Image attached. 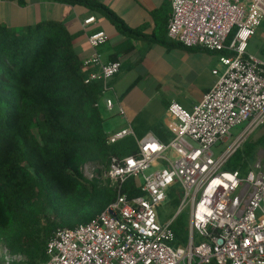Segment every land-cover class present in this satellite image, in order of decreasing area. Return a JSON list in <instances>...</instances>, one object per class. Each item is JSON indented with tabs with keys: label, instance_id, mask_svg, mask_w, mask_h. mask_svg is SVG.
<instances>
[{
	"label": "built area",
	"instance_id": "built-area-1",
	"mask_svg": "<svg viewBox=\"0 0 264 264\" xmlns=\"http://www.w3.org/2000/svg\"><path fill=\"white\" fill-rule=\"evenodd\" d=\"M169 2L168 37L184 47L220 53V68L212 70L216 80L191 110L169 103L167 142L148 133L135 139V153L109 159L104 178L116 189L115 199L89 221L57 228L40 264H264V167L256 161L245 175L225 169L247 136L264 125V56L247 50L264 19V0ZM93 21L91 16L84 23ZM107 40L104 31L88 35L93 52L82 67L83 82L101 83L104 106L111 111L113 101L106 94L121 63L102 59L98 48ZM242 123L244 128L214 158L212 146L227 140L229 131ZM127 136L134 137L130 125L108 135L107 142ZM156 161L161 166L153 168ZM129 177L138 178L141 195L127 197L121 191ZM173 185L180 188L175 214L189 207L184 244L175 242L170 227L174 217L161 223L156 212ZM23 260L1 247L0 264Z\"/></svg>",
	"mask_w": 264,
	"mask_h": 264
},
{
	"label": "trees",
	"instance_id": "trees-1",
	"mask_svg": "<svg viewBox=\"0 0 264 264\" xmlns=\"http://www.w3.org/2000/svg\"><path fill=\"white\" fill-rule=\"evenodd\" d=\"M57 1L84 4L123 32L131 31L96 0ZM85 73L62 24H38L22 34L0 26V249L6 246L25 255V264L46 260V242L57 228L87 222L115 199L116 189L85 179L82 166L91 161L108 164L112 156L137 150L133 136L107 142L99 106L101 83L85 84ZM169 137L165 133L162 141ZM247 156L245 152L239 157L235 151L225 169L245 175ZM121 191L127 197L141 195L138 178H127ZM179 198L180 188L171 186L165 202L172 216ZM74 201L79 214L73 224L62 226L51 218L52 212ZM180 214L170 227L175 242L184 244L188 221Z\"/></svg>",
	"mask_w": 264,
	"mask_h": 264
},
{
	"label": "crops",
	"instance_id": "crops-1",
	"mask_svg": "<svg viewBox=\"0 0 264 264\" xmlns=\"http://www.w3.org/2000/svg\"><path fill=\"white\" fill-rule=\"evenodd\" d=\"M96 1L109 8L131 31L123 32L107 16L84 4L57 0H0V26L22 34L38 24L60 23L72 36L80 60L93 52L88 35L104 31L108 40L98 52L104 61L115 59L121 63L106 94L113 101V109L108 111L101 102L99 105L110 117L108 135L130 125L135 139L149 133L164 142L165 133L171 137L169 103L175 101L191 110L214 84L212 70L220 68V53L184 47L168 37L169 0ZM91 16L94 21L85 24L84 20ZM263 22L264 19L247 44L248 52L258 57L264 56ZM259 30L263 32L261 40L250 46Z\"/></svg>",
	"mask_w": 264,
	"mask_h": 264
},
{
	"label": "rangeland",
	"instance_id": "rangeland-1",
	"mask_svg": "<svg viewBox=\"0 0 264 264\" xmlns=\"http://www.w3.org/2000/svg\"><path fill=\"white\" fill-rule=\"evenodd\" d=\"M262 25H264V22ZM262 33H263L262 30H259V34H258L259 36L253 37V40L250 41V46H252L256 40L257 41L261 40V37H262L261 34ZM232 34H233V32L229 35V38H228L229 40L231 39ZM217 59H218V57H217ZM102 103H104V101H101V105H102ZM101 112L105 117L103 128L107 132L111 129L110 117H107L104 114V112L102 111V108H101ZM244 126H245V123H242L240 125L233 127L229 131L230 136L227 140H225L223 142H219V143L215 144L214 146H212L211 151H212V155L214 158L219 156L221 154V152H223L226 149V147L234 140V138L238 135L240 130L242 128H244ZM245 152H247L249 154V156L244 157V159L247 158L246 161H247V167L248 168H253L254 163L256 161H259L261 166L264 167V125L256 128L252 133H250L247 136L245 141L238 147L237 156L242 157V156H244ZM166 154L169 156L170 152H167ZM231 160L235 161L236 156L234 155ZM159 166H161V162H159V161L152 163L153 168H157ZM106 167H107V163L105 161L104 162H98V161L86 162L82 166L83 176L88 181H91V180L95 181L99 185H103V184L108 185V183L106 182V180L104 178V171L106 170ZM150 171H151V169L147 170L146 174L150 173ZM108 186H110V185H108ZM81 197H80V200H81ZM82 199H83V197H82ZM177 209H178V207H177ZM177 209H176V212H177ZM156 212L158 215V221L161 223L166 222L167 220L175 217L176 215L180 214V212H181V214H180L181 217L186 215L187 221L189 218V207L188 206L184 207L181 211H179L177 214H174V216H172L173 210L169 206V204L165 201L160 203L156 207ZM47 213L50 214L49 212H47ZM78 214H79L78 202L74 201L71 204H68L67 207H62L61 210L55 211L54 213L52 212V214H50V216L57 223L61 224L62 226H64V225L66 226V224H69V223L73 224V222H74L73 220L77 217ZM21 255L24 259L21 263L25 264L27 258L25 255H23V254H21Z\"/></svg>",
	"mask_w": 264,
	"mask_h": 264
}]
</instances>
